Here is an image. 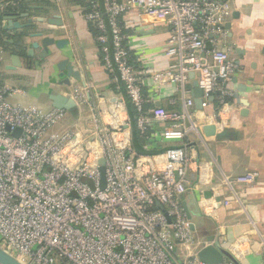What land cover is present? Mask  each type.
Here are the masks:
<instances>
[{"label": "built area", "instance_id": "1", "mask_svg": "<svg viewBox=\"0 0 264 264\" xmlns=\"http://www.w3.org/2000/svg\"><path fill=\"white\" fill-rule=\"evenodd\" d=\"M230 1L90 0L85 18L97 30L101 62L129 99L138 131L168 123L161 139L180 143L153 159L131 145L123 97L114 96L98 110L90 105L88 139L53 130L64 109L12 103L8 96L16 89L0 83L1 247L25 264H209L192 252V222L181 203L193 162L183 141L198 131L190 111L193 97H185L181 111L146 108L145 79L130 62L120 21L135 12L145 22L166 23L163 52L171 60L151 75L154 81L168 79L184 95L192 73L202 91V108L215 92L224 105L233 96L227 82L238 69L220 46ZM105 115L113 121L104 122ZM256 176L246 172L227 181L248 185Z\"/></svg>", "mask_w": 264, "mask_h": 264}, {"label": "crops", "instance_id": "2", "mask_svg": "<svg viewBox=\"0 0 264 264\" xmlns=\"http://www.w3.org/2000/svg\"><path fill=\"white\" fill-rule=\"evenodd\" d=\"M230 5L220 46L237 63V71L227 82L233 96L220 105L215 92L209 105L198 109L193 104L190 109L198 131L190 132L183 141L193 162L181 203L192 222L193 253L210 242L228 253L230 258L225 260L231 264H264V0H231ZM8 12L21 27L3 28L6 21L1 16ZM85 12L86 6L76 0H0V38L5 42L0 45V83L16 89L8 99L22 105L50 109L51 93L71 97L75 106L65 110L66 119L54 131H74L89 139L90 105L98 110L107 107L114 96L123 97L125 102L127 98L122 89H116L113 75L101 62ZM52 15L62 24L48 23L46 19ZM120 24L128 36L130 62L145 79L142 93L149 99L146 108L159 105L168 111H181L185 97H193L194 75L189 74L184 95L168 79L157 82L151 76L170 63L163 52L169 26L145 22L135 12L124 14ZM37 31L68 43L61 49L50 45L45 56L40 55L41 47L28 56L29 43L38 40L29 35ZM12 54L20 57V66L14 69ZM65 58L80 73V78L69 77L68 84L60 82L57 67ZM129 118V139L137 154L153 159L166 147L180 144L161 139L160 131L168 123H153L142 135L135 119ZM204 125H214L215 134L205 136ZM246 172L257 174L253 183L227 181Z\"/></svg>", "mask_w": 264, "mask_h": 264}, {"label": "water", "instance_id": "3", "mask_svg": "<svg viewBox=\"0 0 264 264\" xmlns=\"http://www.w3.org/2000/svg\"><path fill=\"white\" fill-rule=\"evenodd\" d=\"M1 17H3V19L6 21L5 25H3V28L14 29L21 27L20 23L14 21L15 15L13 13L10 12L4 13ZM30 20L31 19H28L29 22ZM46 20L50 24H56V25L62 24V21L58 18L57 15H52ZM29 36L32 38H38V40H34L28 45L27 55L31 57L33 56L34 50L39 49L40 47H41L40 55L45 56L49 54L50 45H55L56 48L61 49L65 47V45L68 43L67 39H55L50 35H46V34L44 35V33L41 31L31 33ZM57 65H58L57 67L60 70L59 77L61 83L68 84L69 83L68 78L71 76L75 78H80L79 71L74 69L69 59L66 58L62 59L58 62ZM18 66H20V57L16 54H12L11 68L14 69L15 67ZM192 95L194 97V104L196 108L202 109V100H201L202 91L200 88L197 87L196 82L194 83V89ZM49 98L51 100L52 107L54 108L71 110L75 106V102L71 97L63 95L61 93H51L49 95ZM211 100H212V96L210 97V101ZM16 132L19 131L16 130ZM202 132L205 136H212L215 134V126L204 125L202 127ZM98 163H99V172H100V186L103 188L105 186L104 159H100ZM158 206L161 209H163L161 205L158 204ZM186 211L188 218H190L187 209ZM196 255L201 261L209 264L222 263L226 257L230 258V256L225 250L219 249L217 246H215L213 243L210 242L204 245L203 247H201L197 251ZM0 264H25V263L20 261L14 255L7 252L3 247L0 246Z\"/></svg>", "mask_w": 264, "mask_h": 264}, {"label": "trees", "instance_id": "4", "mask_svg": "<svg viewBox=\"0 0 264 264\" xmlns=\"http://www.w3.org/2000/svg\"><path fill=\"white\" fill-rule=\"evenodd\" d=\"M76 1H80V2H82L83 4H84V6H86V12H85V14L89 11V9H90V6H91V4H90V0H88V1H85V0H76ZM84 1V2H83ZM90 25L92 26V24L90 23ZM92 30H93V32H94V34L96 35L97 34V30L92 26ZM5 44V42L3 41V39L2 38H0V45H4ZM126 102H127V109H128V114H129V116L133 119L134 118V112H133V108H132V106H131V104H130V102H129V99H127L126 100ZM133 128H135V127H133ZM134 130V132H135V129H133ZM137 132V131H136ZM143 135V134H142ZM139 150V149H138Z\"/></svg>", "mask_w": 264, "mask_h": 264}, {"label": "rangeland", "instance_id": "5", "mask_svg": "<svg viewBox=\"0 0 264 264\" xmlns=\"http://www.w3.org/2000/svg\"><path fill=\"white\" fill-rule=\"evenodd\" d=\"M85 1H87V0H85ZM0 67H1V64H0ZM9 82H10V83L12 82L11 79H10ZM86 112H88V110H86ZM65 119H66V116H63V118L60 119L59 122L53 127V130L55 129L56 126H59V125L61 124V122L64 121ZM104 121H105L106 123L110 122L109 118H107V117L104 119ZM89 123H90V126H88V129H92V130H93V123L90 122V121H89ZM55 130H56V129H55Z\"/></svg>", "mask_w": 264, "mask_h": 264}]
</instances>
